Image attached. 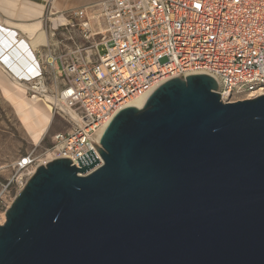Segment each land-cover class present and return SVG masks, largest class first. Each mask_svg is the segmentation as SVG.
Wrapping results in <instances>:
<instances>
[{"label": "water", "instance_id": "water-1", "mask_svg": "<svg viewBox=\"0 0 264 264\" xmlns=\"http://www.w3.org/2000/svg\"><path fill=\"white\" fill-rule=\"evenodd\" d=\"M217 91L171 79L114 117L102 162L40 166L0 224V264H264V95Z\"/></svg>", "mask_w": 264, "mask_h": 264}, {"label": "built area", "instance_id": "built-area-1", "mask_svg": "<svg viewBox=\"0 0 264 264\" xmlns=\"http://www.w3.org/2000/svg\"><path fill=\"white\" fill-rule=\"evenodd\" d=\"M42 1L45 26L47 15L68 19L50 27L59 44L40 47L34 61L18 69L5 68L31 97L62 113L70 127L43 154L16 163L24 172L20 189L56 159L80 168L77 159L93 150L102 162L96 131L128 100L147 95V101L171 79L203 72L217 81L225 103L264 95L253 97L264 90V0H105L59 13H53L52 0ZM59 45L65 52L58 53ZM12 183L0 192L3 214L12 204L7 196Z\"/></svg>", "mask_w": 264, "mask_h": 264}, {"label": "bare ground", "instance_id": "bare-ground-1", "mask_svg": "<svg viewBox=\"0 0 264 264\" xmlns=\"http://www.w3.org/2000/svg\"><path fill=\"white\" fill-rule=\"evenodd\" d=\"M102 1L105 0H52V9L53 13H59L69 9L99 4ZM28 7L34 17L30 23H24L19 27L16 25L12 27L10 24V26L0 25V66L5 72L7 71L6 66H14L18 69L28 62L34 61L36 49L33 48L31 41L36 36L35 39L38 40V45H41V42H47L46 46H48L52 42L51 39L49 40L51 35L46 31L44 21L45 7L38 4H28ZM49 21L54 27L59 24H68V19L62 16H55V14L50 15ZM13 28L22 29L26 37L13 30ZM5 72L0 68V89L2 94L14 107L31 138L40 140L44 134L49 132L53 123V106L47 104L46 101L39 97L30 98L27 90L22 87L24 85H21L8 72H6L8 75ZM190 74L204 75L205 73L191 72ZM263 93L264 90H260L253 97ZM146 96L139 95L128 100L123 108L136 107L140 109L144 107ZM109 122L110 120L104 122L102 127L96 131L94 134L95 138H99L103 134ZM5 220L6 216L3 214L0 224H3Z\"/></svg>", "mask_w": 264, "mask_h": 264}, {"label": "rangeland", "instance_id": "rangeland-1", "mask_svg": "<svg viewBox=\"0 0 264 264\" xmlns=\"http://www.w3.org/2000/svg\"><path fill=\"white\" fill-rule=\"evenodd\" d=\"M47 16V18L50 17V15ZM49 23L47 24L48 26H46V28L48 30L47 32L50 35V27L52 25H50ZM35 38L31 41L34 49L38 50L40 47L47 45V42H41V45H38L39 42H37L38 40ZM50 39L53 40L49 37V40ZM57 42L58 41L55 39L51 42V44L58 45L59 43ZM63 44L68 45L71 43L64 42ZM65 49L67 48L59 45L58 53L65 52ZM161 62L164 63L165 60ZM0 68L5 72V70L1 66ZM22 87L25 88V86ZM29 97L32 98L30 95ZM46 103L50 105V103H48L47 101ZM57 107L61 109L60 111L66 112V109H64V107L60 105H57ZM53 115L54 120L49 132L47 134H44L40 140H34L31 138L29 132L16 113L14 107L4 97L0 89V192L9 181H13L11 187L9 188V193H7V196L10 197L8 200L9 203L11 201L13 202V200L22 190L20 189V178L23 176L24 172H19L16 170V163L22 157L28 154H43L46 150L52 147L54 137L57 134L69 129L70 125L64 119L62 113H60L59 115L58 113H55L53 111ZM3 212L4 211L0 212V222H2Z\"/></svg>", "mask_w": 264, "mask_h": 264}, {"label": "crops", "instance_id": "crops-1", "mask_svg": "<svg viewBox=\"0 0 264 264\" xmlns=\"http://www.w3.org/2000/svg\"><path fill=\"white\" fill-rule=\"evenodd\" d=\"M28 4L42 5L46 10V3L42 0H0V25L19 27L24 23L33 21L34 17ZM13 30L26 37L22 29L13 28Z\"/></svg>", "mask_w": 264, "mask_h": 264}]
</instances>
